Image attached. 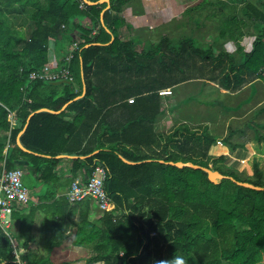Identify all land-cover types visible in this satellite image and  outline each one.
I'll return each mask as SVG.
<instances>
[{
  "label": "trees",
  "instance_id": "trees-1",
  "mask_svg": "<svg viewBox=\"0 0 264 264\" xmlns=\"http://www.w3.org/2000/svg\"><path fill=\"white\" fill-rule=\"evenodd\" d=\"M88 1L93 4L82 0H0V173L21 166L23 183L30 192L27 204L11 215V220L20 223L17 233H4L0 228V264H54L50 254L66 239L63 223L74 229L71 245L90 250L84 264H158L174 255L183 257L185 264H260L264 259V191L240 187L226 179L215 185L201 170L166 164L182 162L209 168L211 160V170L264 187L257 162L253 163V174L244 176L224 165L225 156L207 157V150L216 142L207 133L195 138L191 150L187 145L192 137L187 136L183 144L174 146L177 151L163 145L158 152L155 146L160 144L154 139L155 134L141 120H130L121 132L109 130L110 138L123 135L122 142L130 147L122 142L112 145L109 141L105 147L100 143L95 155L71 160L73 177L69 185L77 171L87 178L95 165L101 164L107 173L105 192L115 209L90 220L94 206L90 199L68 201L69 185L54 172L60 161L57 157L88 154L76 148L78 126L87 116L94 91L90 82L93 67L105 64L107 56L121 58V50L132 55L129 42L118 39L116 15L127 5L141 13L134 3L142 0H109L110 8L103 13V24L100 14L106 4ZM228 1L203 0L187 11L189 14L194 11L200 17L204 5L219 7L218 13L205 16L214 22L210 26L194 16L191 18L196 29L204 26L209 35H214L212 46L200 41L204 36L161 40L168 42L166 47L170 44L172 57L168 64L177 66L182 78L185 75L181 66L201 76L205 68L211 67L210 72L218 71L219 76L206 79L234 92L264 74V0H244L239 9L241 17L221 14L227 9L236 13L234 1L232 5ZM81 3H84L82 7ZM222 20L221 24L217 23ZM250 35L254 36L250 49L242 50L241 40ZM111 37L114 40L108 44ZM222 40L235 44V53L223 51ZM162 41L150 51L152 55L164 47ZM51 42L54 55L62 58L60 61L49 57ZM74 43L78 49L69 69L73 83L77 80L79 88L85 85L82 98L74 100L81 91H74L71 85L55 86L29 79L32 72H39L45 66L57 69L64 63L66 48ZM68 102L59 113L37 112L40 109L57 112ZM23 129L19 139L25 152L16 145ZM231 135L230 132L228 137ZM254 140L264 144V134H256ZM224 144L230 152L244 148L243 144L227 138ZM187 152L191 154L186 158ZM122 158L133 164L125 163ZM59 190H65L64 195H58ZM52 199L48 205L46 202ZM34 202L38 205L34 206ZM41 209L46 213L42 227L49 233L44 237V247L48 250L45 257H37L29 248L34 241L30 227L35 212ZM75 213L77 218L73 220ZM16 256L20 263L16 262Z\"/></svg>",
  "mask_w": 264,
  "mask_h": 264
},
{
  "label": "crops",
  "instance_id": "crops-1",
  "mask_svg": "<svg viewBox=\"0 0 264 264\" xmlns=\"http://www.w3.org/2000/svg\"><path fill=\"white\" fill-rule=\"evenodd\" d=\"M183 2V0H142L139 4L134 3V7L140 8L141 13L134 12L131 5H127L116 15V19L119 22V27L117 29L118 39L120 41L127 40L129 42V50H131L132 55L121 50V58L114 59L111 58L114 56H107L108 59H106L105 64L100 63L93 67L90 82L94 91L92 98L90 99L89 107L86 110L87 116H85L83 122H80L78 126L79 143L76 148L78 152L87 151L88 154L85 156L60 155L57 157L60 161L54 169L56 176L59 177L62 182L66 183L67 187L70 179L73 177L71 160H84L85 158L95 155L100 150L98 149L100 143H103L105 147L108 146L109 141H111L110 144L117 146L118 143L122 142L123 135L110 138L109 130L121 132L130 120L143 121L155 134L154 139L158 141L164 140L166 142L164 145H167L170 151H172V148H174V146H172L174 138H171L170 135H174L175 131L178 129L186 128L188 132H194L193 130H189V126L195 125L199 126V128L202 126L199 134L209 133V120H220L218 114H221L222 111H224L225 114L227 111H237L244 105H250L252 101L255 102L253 108H259V110L264 111V86L262 81H259L260 83H258L259 79H254L247 85H243L236 91L231 92L219 86L218 82L217 85L215 84L216 81L212 82L206 79L209 76H219L218 71L213 73L210 72L211 67L205 68L203 76L198 75V72L196 73V76L190 69L181 66V68H184L183 72L185 73V78H178L177 73L179 74V70L177 69V66L172 67L171 64H168L172 57L170 44L166 47L168 42L164 41L163 43L161 38L168 37L170 41L176 39L175 37L168 36L167 31L171 34V32H174L177 27L182 25V23L179 25V23L176 22L179 16L182 17L184 15L187 17V22H192V17L190 16L191 12L190 14L187 12L191 10L192 7L190 6V8L184 9ZM109 3V0H99L94 3L106 4V7L100 14L102 24L104 22L103 13L106 10H109ZM107 24L108 23H106V25ZM109 24L112 25L111 20L109 21ZM106 30L108 33H111L108 29ZM189 36L193 37L194 35ZM113 40L114 38L111 37L108 44L112 43ZM160 40L162 41L161 45H164V47L156 49L155 52L158 51L152 55L150 51L152 49L154 50L155 46L161 42ZM200 40L203 43V39ZM213 40L214 38H212L211 44L214 42ZM228 43L229 42L223 43V47ZM53 48V42H51L49 45V57L52 60L56 59L57 61H60L62 58L54 55ZM70 48V46L66 48V53ZM187 62L190 61L187 60ZM54 70L57 69L55 68ZM166 76H169L171 79L162 81V77L167 78ZM155 77H157V79ZM145 78H153L154 80L151 83H147ZM199 81H202V83L197 85L193 84L199 83ZM203 81L214 88L203 84ZM70 85L73 87L74 91H81V95L75 97L74 100L80 99L84 96V84H82V88H79L76 80L75 83L72 82L71 84L70 82ZM195 86L199 87L194 88ZM203 86L207 89L204 90ZM246 89H248L247 96L245 98H240L236 105L231 107L224 102L226 99L225 97H229V95L233 96V100L237 99L238 95ZM163 90H170L171 94L165 96L159 95V92ZM214 91H217L216 93L218 95H216ZM255 92L256 94L254 95ZM202 93L204 94L202 100L207 101L201 102L196 100L198 104L193 103V106L196 110L200 111H209L210 108L215 110L216 108L219 112H215L216 117L214 119L196 120L194 116L190 117L181 112L183 107H185L180 104L182 99L185 97L188 98L189 95L194 99L193 96H200ZM211 93L215 94V96H211ZM130 100L132 101L130 102ZM188 100L190 101L189 98ZM68 104L70 103L68 102L64 105L68 106ZM202 104H205L206 107L202 106ZM238 106L240 107L238 108ZM61 111L62 110L59 112ZM147 120L154 121L151 122ZM177 120L181 121L179 122ZM183 130L185 131V129ZM212 137L215 138L216 142L220 141L221 145H215L214 147L216 148V151L217 149H222L220 150L222 151L221 155L226 158H232L233 154L239 155L241 159L245 157L244 150L246 149V145L244 143H240L244 145V148H238L236 151L230 152L227 147L222 144L224 138H218L216 136ZM122 143V145L126 144L125 142ZM126 145L127 147H130L128 144ZM152 146L153 144H151V147ZM144 150H146L145 147H143V151ZM241 153L243 154L241 155ZM129 164L133 163L130 162ZM237 167L241 168L242 166L238 164ZM247 168L251 170L250 166H247ZM78 175L82 177L85 176L82 171H77L74 177H77ZM248 175H250V173ZM65 190H59L58 195H64ZM36 191H39V188H37ZM52 202L53 199L46 203L50 205ZM33 205L37 206L38 203L34 202ZM37 211L34 214L32 223L34 224L35 219L39 217L41 236L45 237L47 235L48 237V229L42 227V221L46 217V213L43 212V209ZM76 215V213L73 215V220H76ZM101 215L102 213H99L94 206L91 207L89 215L90 220L98 219ZM10 223L17 224V228L19 229V221L12 219ZM62 228L66 229L64 234L66 237H73L74 229L71 226L65 227V223H63ZM31 234L33 235L32 232Z\"/></svg>",
  "mask_w": 264,
  "mask_h": 264
},
{
  "label": "rangeland",
  "instance_id": "rangeland-1",
  "mask_svg": "<svg viewBox=\"0 0 264 264\" xmlns=\"http://www.w3.org/2000/svg\"><path fill=\"white\" fill-rule=\"evenodd\" d=\"M183 1H184L183 2L184 3V6H183L184 9L190 8V6L193 7L194 5H197L198 3L203 2V0H183ZM212 1H215V0H212ZM229 1H228L229 5H232V3H231L232 0H229ZM233 1H234L233 2L234 6H236V9H237L236 13L232 12L231 9H227L224 13L221 12V14L227 15V16L236 15V16L241 17V13H240L239 9L241 8L240 6L244 5V3H243L244 0H233ZM218 11H220L219 7L213 8V7H209L208 5H204L203 9L200 10V13H201L200 17H198L196 15V13H194V12H192L190 14V16L191 17L194 16L195 18H197L199 20L200 23H205L206 26L207 25L210 26L212 23L214 24V22L206 19L205 16L211 14L212 12L218 13ZM176 22L179 23V25L182 23V25L177 27L174 32H171V34H169V32L166 30L168 36L180 38L182 36L194 35L198 39L200 38V36H204L203 44H205V45L207 44L209 46L213 45V43L211 44V42H212V38L214 35L210 36L209 32H206L207 27L205 28L204 26H202L199 29H196L192 22L191 23L187 22V17L184 15L182 17L179 16ZM222 22H224V21L223 20L217 21V23H220V24ZM253 40H254V36H251V35L245 36L240 42V47L242 48V50H244V48H245V50H249L251 45H252ZM222 41L226 43V41H224V40H222ZM229 43L224 45V47L222 46V48H224L223 50L225 52L231 51V52L235 53L236 45L233 43H230V44ZM214 50L217 53L216 49H214ZM186 60H188V59H186ZM167 73H169V72H167ZM163 75H164V73H163ZM177 76L181 77L183 75H180V73L179 74L177 73ZM166 77L167 78L162 77V81H166V80L171 79L169 76H166ZM263 77H264V74L262 75V77L258 78L259 79L258 83H260L259 81H262L263 86H264ZM155 78L157 79V77H155ZM153 80H154L153 78H151V79L147 78L146 79L147 83H151ZM201 83H202V81H199V83H193V84L197 85V84H201ZM203 84L211 86L204 81H203ZM215 84H217V82ZM247 84H248V82L245 83L244 86ZM198 87L199 86H195L194 88H198ZM211 88H214V87L211 86ZM205 89H207V88L204 87V90ZM184 90H186V89H184ZM216 92L214 91V93H216ZM247 94H248V89L242 91V93H240L238 95L237 99L233 100V98H232L233 96H230V95H229V97H225L226 99L224 102L227 105L232 107V106L236 105V103L240 100V98H245L247 96ZM255 94H256V92L254 93V95ZM216 95H218V94L216 93ZM203 96H204V94L202 93L200 96H193L194 99H192L191 98L192 96L189 95L188 98L190 99V101L188 100L187 97L182 99L180 104L182 106H185V107H183L181 112L185 113L187 116H190V117L194 116L196 118V120H198V119L199 120L214 119L216 117L215 112H219V110H217L216 108H215V110L210 108L209 111H206V110L200 111V110H196L195 107L193 106V103H197L196 100L201 101V102L207 101V100H202ZM211 96H215V94L211 93ZM202 106L206 107L205 104H202ZM254 106H255V102L252 101L250 105H248V106L244 105L242 108L240 107L239 108L240 110L239 109L237 111L232 110V112L227 111L226 114L224 113V111H222L221 114H218L220 120H209L208 121L209 133H207V134H208V136H216L218 138L219 137L224 138L222 140V144H224V140L226 138L230 142H234V143H238V144L244 143L246 145V149L244 150L245 157L241 159V157L239 155L233 154L232 158L231 157L226 158L224 165L235 168L236 170H238L239 172L244 174V176H251L253 174V163L257 162L259 169L262 170V177L264 178V144L259 143L256 140H254V136L256 134H259V135L264 134V111L259 110V108L258 109L253 108ZM179 110H181V109H179ZM233 111H235V112H233ZM225 116H226V119H225ZM177 117H178V115H177ZM177 121L180 122L181 120H177ZM227 125H228V127H227ZM201 127L202 126H200V128H199V126L190 125L189 130H193L194 132H188V131L187 132L186 131L180 132L179 131L175 135H170V136H172V138H174V141H173L174 143L172 144V146H176V147L180 146L181 144L184 143V141H185L184 138H186L187 136H190V138L192 137L191 142L188 143L187 147L191 146L189 148L191 150V148H193L192 146L195 145L194 144L196 141L195 138H197V137L202 138V136H201L202 134H199L201 131ZM230 132L232 133V135L230 137H228ZM192 133L195 135L193 136ZM163 141L164 140L158 141V143L160 144L159 147L155 146V148H156V150H158V152L161 151V149H162L161 147L166 143L165 141L164 142ZM215 145H217V144L211 145L209 147V149L206 152L207 157L212 156V157L216 158L222 154V151H220L222 149H220V150L217 149V151H216V148L214 147ZM153 146H152V148H153ZM224 146H225V144H224ZM201 148L205 149L204 146H202ZM173 150L177 151L175 148H172V151ZM195 153L197 154L198 151L196 150ZM243 153H241V155ZM190 154H191L190 152H187V154L185 155L186 158ZM196 157L197 156H195V158ZM201 158L199 157L198 159L201 160ZM208 162H209V167L212 169V167H213L212 161L209 160ZM238 164L241 165L242 167L241 168L237 167ZM246 165L248 167L250 166L251 170H249V168H247ZM249 173H250V175H248ZM48 220H49V218H48ZM39 228H40V218L37 217L34 221V224L32 223L31 227H30V232H32L33 236H34V241L30 243L29 248L31 251H33L37 255V257H40V256L45 257L48 255V250L44 247V237L41 236V231ZM18 230L19 229L17 228V224H14V223L11 224L10 223V227L7 229V233H15V232L17 233ZM71 240H72V236L66 237V239L62 243V245L58 248H55L51 252L50 260L54 264H63L64 261H69L70 262L69 264H84L85 263V260L90 255V250H88L86 248H80V247L72 246ZM95 264H102V263H95ZM260 264H264V259Z\"/></svg>",
  "mask_w": 264,
  "mask_h": 264
},
{
  "label": "built area",
  "instance_id": "built-area-1",
  "mask_svg": "<svg viewBox=\"0 0 264 264\" xmlns=\"http://www.w3.org/2000/svg\"><path fill=\"white\" fill-rule=\"evenodd\" d=\"M84 3L88 0H82ZM87 1V2H86ZM84 3H81L80 7ZM78 49L77 44H73L63 59L64 63L58 66L57 70L49 66L43 67L39 72H32L30 80H40L45 82H56L66 80L73 82V75L69 69V63L74 52ZM170 90H163L159 95H170ZM132 100H130L131 102ZM221 145L220 141L216 142ZM24 171L21 166L13 169H3L0 173V228L4 233L10 227L11 215L15 210L23 208L29 201L30 192L23 183ZM106 169L101 164H96L95 169L89 177L78 175L71 180L66 197L70 203L80 202L86 198L90 199L99 213L111 212L115 209L114 203L105 192ZM23 251L20 250V253ZM16 262L20 263L16 256Z\"/></svg>",
  "mask_w": 264,
  "mask_h": 264
},
{
  "label": "water",
  "instance_id": "water-1",
  "mask_svg": "<svg viewBox=\"0 0 264 264\" xmlns=\"http://www.w3.org/2000/svg\"><path fill=\"white\" fill-rule=\"evenodd\" d=\"M87 3L88 4H92L90 2H87ZM49 84L50 85H55V86L56 85H68V86H70V82L69 81H64V80L56 81V82H49ZM65 106H67V105H64L61 110H63V108ZM37 112L59 113V111L55 112V111H51L49 109H40ZM24 129H25V127H24ZM24 129L18 134L17 139H16V145H17L18 148H20L22 151L25 152L26 149L22 146V144L20 142V139H19L20 136H21V134L23 133ZM122 160L125 163H128V164L130 163V162H128L125 159H122ZM159 162L160 163H163V161H159ZM166 164L171 165V166H174L176 168L188 167V168H191V169H194V170H201V171H203V172H205L207 174L208 180L211 183L215 184V185L219 184L222 180H225L226 179V180H230L235 185L240 186V187L248 188V189L255 190V191H264V187H258V186H254L253 184L236 181L235 179H233L231 177L224 176L223 174L219 173L218 171L211 170L210 167L209 168H204V167H200V166L193 165L192 163H182V162H176V163L167 162Z\"/></svg>",
  "mask_w": 264,
  "mask_h": 264
},
{
  "label": "clouds",
  "instance_id": "clouds-1",
  "mask_svg": "<svg viewBox=\"0 0 264 264\" xmlns=\"http://www.w3.org/2000/svg\"><path fill=\"white\" fill-rule=\"evenodd\" d=\"M158 264H185L183 257L173 256L172 259L167 261H160Z\"/></svg>",
  "mask_w": 264,
  "mask_h": 264
}]
</instances>
